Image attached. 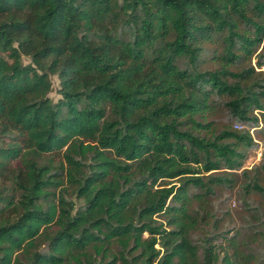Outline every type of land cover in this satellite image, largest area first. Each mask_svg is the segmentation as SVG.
I'll use <instances>...</instances> for the list:
<instances>
[{"label":"trees","instance_id":"1","mask_svg":"<svg viewBox=\"0 0 264 264\" xmlns=\"http://www.w3.org/2000/svg\"><path fill=\"white\" fill-rule=\"evenodd\" d=\"M262 66L264 0H0V264H264Z\"/></svg>","mask_w":264,"mask_h":264},{"label":"rangeland","instance_id":"2","mask_svg":"<svg viewBox=\"0 0 264 264\" xmlns=\"http://www.w3.org/2000/svg\"><path fill=\"white\" fill-rule=\"evenodd\" d=\"M24 61H27V57H23ZM262 69L264 70V66H262ZM52 79V90L49 92V95L52 96L54 99H56L59 94L57 93V85H58V79L56 75H51ZM258 143V146L251 151H249V154L247 158L244 160L243 167H251L254 164H257L260 162L263 153H264V138H260ZM221 205H223L222 209L228 208L232 212L233 219L237 220V216L239 213V210L241 209L240 203L238 200L234 198H230L225 202H222ZM228 223H233L230 219H228Z\"/></svg>","mask_w":264,"mask_h":264}]
</instances>
